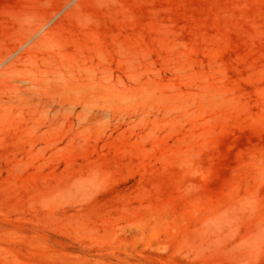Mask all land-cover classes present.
I'll return each instance as SVG.
<instances>
[{
    "label": "rangeland",
    "instance_id": "1",
    "mask_svg": "<svg viewBox=\"0 0 264 264\" xmlns=\"http://www.w3.org/2000/svg\"><path fill=\"white\" fill-rule=\"evenodd\" d=\"M0 264H264V0H0Z\"/></svg>",
    "mask_w": 264,
    "mask_h": 264
}]
</instances>
